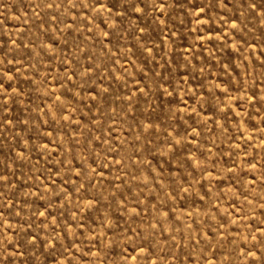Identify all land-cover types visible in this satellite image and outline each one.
<instances>
[{
    "label": "rangeland",
    "instance_id": "obj_1",
    "mask_svg": "<svg viewBox=\"0 0 264 264\" xmlns=\"http://www.w3.org/2000/svg\"><path fill=\"white\" fill-rule=\"evenodd\" d=\"M0 264H264V0H0Z\"/></svg>",
    "mask_w": 264,
    "mask_h": 264
}]
</instances>
